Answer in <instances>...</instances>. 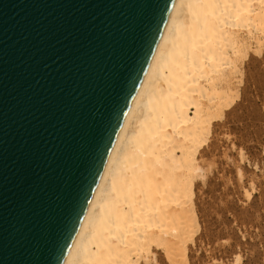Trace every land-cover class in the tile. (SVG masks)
<instances>
[{"label": "water", "instance_id": "obj_1", "mask_svg": "<svg viewBox=\"0 0 264 264\" xmlns=\"http://www.w3.org/2000/svg\"><path fill=\"white\" fill-rule=\"evenodd\" d=\"M175 0H0V264H64Z\"/></svg>", "mask_w": 264, "mask_h": 264}, {"label": "bare ground", "instance_id": "obj_2", "mask_svg": "<svg viewBox=\"0 0 264 264\" xmlns=\"http://www.w3.org/2000/svg\"><path fill=\"white\" fill-rule=\"evenodd\" d=\"M251 51L264 52V0H175L64 264L187 260L200 149Z\"/></svg>", "mask_w": 264, "mask_h": 264}, {"label": "rangeland", "instance_id": "obj_3", "mask_svg": "<svg viewBox=\"0 0 264 264\" xmlns=\"http://www.w3.org/2000/svg\"><path fill=\"white\" fill-rule=\"evenodd\" d=\"M238 91L200 149L199 226L180 264H264V52H250ZM136 264L170 263L157 251Z\"/></svg>", "mask_w": 264, "mask_h": 264}]
</instances>
